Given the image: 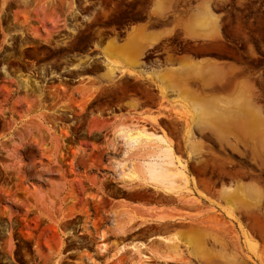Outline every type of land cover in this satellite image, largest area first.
Returning a JSON list of instances; mask_svg holds the SVG:
<instances>
[{
	"label": "rangeland",
	"instance_id": "obj_1",
	"mask_svg": "<svg viewBox=\"0 0 264 264\" xmlns=\"http://www.w3.org/2000/svg\"><path fill=\"white\" fill-rule=\"evenodd\" d=\"M47 1L0 0V264H161L145 261L133 245L122 244L119 249L115 231L128 222V213L120 205H155L164 211L162 205L168 200L176 205L189 202L180 197L181 188L174 194L176 183L184 187L188 182L202 186L198 194L212 206L206 209L200 204L196 212L247 216L248 221L235 223L247 252L244 257L249 264H264V92L258 91L257 79L249 73L254 70L255 75L258 67L243 68L249 78L236 84L231 96L205 101L228 108L227 123L241 127L213 132V136L249 137L248 141H173L148 131L147 121L155 118L137 117L133 104L117 115L106 113L114 103L108 97L120 84L127 88L129 78L145 77L136 72L139 63L134 58L118 60L113 40L101 50L103 75L74 84L65 80L72 73L69 68L82 63L67 60L66 46H38L40 39L48 43L53 32L52 24L46 28L44 24L54 17ZM174 1L156 0L154 5L171 6ZM189 1L190 5L204 3L210 16L212 9L217 11L234 45L247 35V48L234 46L233 54L264 60V0H184L185 7ZM169 10L158 7L152 15ZM195 23L206 26L203 16ZM136 30L131 39L160 35L145 36L144 29ZM102 95L106 98L100 100ZM190 107L182 104L175 114L188 123L201 111ZM215 111L224 117L221 110ZM124 120L144 126L145 135L170 146L169 191L124 178L130 166L148 161L135 154L137 146L125 141L117 126ZM219 185L227 186L225 207L208 196ZM173 207L172 212H180ZM207 236L218 244L221 241L216 234ZM225 237L227 243H238L233 227ZM125 252L129 254L122 256Z\"/></svg>",
	"mask_w": 264,
	"mask_h": 264
},
{
	"label": "flooded vegetation",
	"instance_id": "obj_2",
	"mask_svg": "<svg viewBox=\"0 0 264 264\" xmlns=\"http://www.w3.org/2000/svg\"><path fill=\"white\" fill-rule=\"evenodd\" d=\"M184 0H175V6ZM54 14L52 23V35L48 43L40 39L38 46L52 47L55 45L66 46L69 52L68 61H79V67H70L68 78L65 80L74 84L80 79L98 78L104 73V56L102 48L114 41L117 46L118 57L120 49L130 43L134 30H145V36L155 34L159 36L149 39L138 38L143 43V49L139 54L128 50L131 58L139 63L137 73L144 78H129V86H121L108 97L114 103L106 112L124 110L127 104H133L134 115L140 118H155L148 120V131L161 135L170 140L182 137L185 127L190 121L180 118L175 111L182 104L192 106L208 100V97L200 96L209 90L205 81L187 77L191 69H204L209 65H229L233 61L242 62L243 68L258 67L257 73L250 71V78L257 79L258 91L264 92V60L258 57L256 60L247 53L233 54L234 46L246 49L248 37L245 35L235 45L231 37L223 40V44H210L203 40H194L181 31L166 34V30L172 25L181 11L180 6L171 7L166 13L159 12L152 15V10L159 6L154 5L156 0H48ZM161 8V7H159ZM167 8V6L162 7ZM41 29L44 27L40 26ZM137 31V30H136ZM43 32V31H42ZM135 37L134 39H136ZM144 39V40H143ZM151 40V41H150ZM154 41V42H153ZM117 50V49H116ZM256 62L250 64L251 62ZM169 71L185 74L186 78L178 80L177 77H167ZM79 72L83 75L73 73ZM246 78L249 74L245 73ZM148 77V78H146ZM160 88L163 89L161 92ZM127 98L126 101L116 102L118 98ZM106 96L99 97L100 100ZM92 110V109H90ZM89 110V111H90ZM88 111V112H89ZM191 133H194L192 129Z\"/></svg>",
	"mask_w": 264,
	"mask_h": 264
},
{
	"label": "crops",
	"instance_id": "obj_3",
	"mask_svg": "<svg viewBox=\"0 0 264 264\" xmlns=\"http://www.w3.org/2000/svg\"><path fill=\"white\" fill-rule=\"evenodd\" d=\"M189 1L185 7L183 3L176 6L181 7V11L177 12V17L172 25L165 31L172 33L181 31L186 36L194 40H203L210 44H223V40L227 38V30L224 27L220 14L212 9V16L206 10L204 3L197 2L190 5ZM175 4L169 7H176ZM190 6V7H189ZM159 7H163L162 5ZM203 16L206 20L205 27L196 26V19ZM135 41V42H134ZM143 43L138 39H133L130 43L120 49L121 55H131L128 50H132L135 54H139L143 49ZM122 57V56H121ZM119 57L118 60H122ZM191 74L187 77L195 80H203L209 90L201 93L200 96L210 99L224 98L231 96L236 92L238 83L246 78L242 63L237 61L231 62L229 65L225 63L217 65H209L203 70L193 68ZM167 77H177L178 80H184L185 74L169 71ZM192 107V108H191ZM190 109H197L199 115H196L190 120L185 129L189 128L194 133H182V137L175 140L177 142H226V141H248L249 137L238 136H213V132L225 130H241L239 124L233 126L228 124L226 116H230L228 108L215 106L213 103L202 102V104H194ZM221 110L223 116L216 114L215 110ZM238 111V109H236ZM218 112V111H217ZM220 117V119H215ZM218 120L217 122L210 121ZM193 175L195 173L191 171ZM184 185V184H182ZM176 183L174 194H177L179 188L180 197L182 200L189 201L187 203L172 204V200H168L162 205L166 210L158 211L155 205L138 208L135 204L120 205L121 210H126L128 213V222L125 226L116 228L118 234L114 236L120 240L119 249L122 244L128 247H136L139 253L145 257V261L154 260L161 264H249L244 255L247 254L241 237V231L236 222L248 221L247 216L242 213L227 214L222 212L217 213H198L200 204L206 209H210L211 204L201 198L198 190H204L202 186L195 187L192 182H188V186L182 187ZM223 189H227L221 185L215 187L214 191L208 194L217 204L225 207V199L223 197ZM195 199L199 201H191ZM180 212H172L174 207ZM188 205L187 207H184ZM155 208V210H154ZM191 210V212L189 211ZM138 226V227H137ZM234 228L238 235V243H227L225 241L226 230ZM144 230V233H141ZM216 234L221 238L218 243L213 242L207 235ZM133 237L131 241L123 242L124 239ZM224 239V240H222ZM234 246V247H232ZM119 249L116 251L118 252ZM114 248L108 251V255L114 252ZM123 254V253H122ZM129 254L125 252L122 256Z\"/></svg>",
	"mask_w": 264,
	"mask_h": 264
},
{
	"label": "bare ground",
	"instance_id": "obj_4",
	"mask_svg": "<svg viewBox=\"0 0 264 264\" xmlns=\"http://www.w3.org/2000/svg\"><path fill=\"white\" fill-rule=\"evenodd\" d=\"M117 126L125 133V141L134 147H138L137 153H134L139 155L140 158L148 159L144 164L135 163L130 166L124 174V178L134 184L145 185L147 187L156 188V190L169 191L171 188L169 184V167L173 161V154L170 146H166L158 137L145 135L144 130L141 129L144 126L139 128L138 124V127L133 126L129 124V122L126 123L125 120L124 122L121 121ZM156 157L157 159H155Z\"/></svg>",
	"mask_w": 264,
	"mask_h": 264
}]
</instances>
